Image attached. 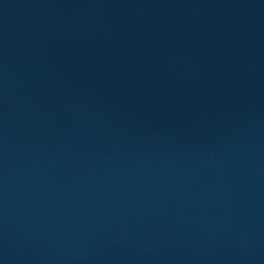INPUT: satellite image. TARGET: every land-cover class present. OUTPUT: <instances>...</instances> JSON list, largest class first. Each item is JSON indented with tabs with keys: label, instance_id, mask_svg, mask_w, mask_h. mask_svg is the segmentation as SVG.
<instances>
[{
	"label": "water",
	"instance_id": "obj_1",
	"mask_svg": "<svg viewBox=\"0 0 264 264\" xmlns=\"http://www.w3.org/2000/svg\"><path fill=\"white\" fill-rule=\"evenodd\" d=\"M0 264H264V0H0Z\"/></svg>",
	"mask_w": 264,
	"mask_h": 264
}]
</instances>
